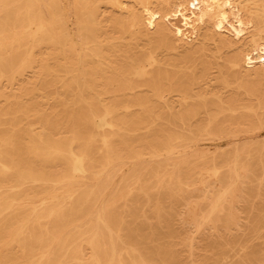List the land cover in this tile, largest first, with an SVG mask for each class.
Wrapping results in <instances>:
<instances>
[{
  "label": "bare ground",
  "instance_id": "6f19581e",
  "mask_svg": "<svg viewBox=\"0 0 264 264\" xmlns=\"http://www.w3.org/2000/svg\"><path fill=\"white\" fill-rule=\"evenodd\" d=\"M252 193L264 0H0V264H264Z\"/></svg>",
  "mask_w": 264,
  "mask_h": 264
},
{
  "label": "rangeland",
  "instance_id": "374dc122",
  "mask_svg": "<svg viewBox=\"0 0 264 264\" xmlns=\"http://www.w3.org/2000/svg\"><path fill=\"white\" fill-rule=\"evenodd\" d=\"M257 165V164H256ZM257 174L259 175V171L257 169ZM257 181H253V185L254 186H257ZM256 189V188H255ZM254 192V190H253ZM253 194L252 193V198L250 200V202L252 203V205H244V208H242V211H241V215L243 217L242 219V223H250L251 226H254V225H264V204L261 205L260 203H255V198L253 197ZM251 195V194H250ZM194 200H199L200 197H195L193 198ZM255 200V201H254ZM260 208V209H259ZM258 209L259 213L262 215H258L257 219L254 220L253 217L254 215L256 214L254 212V210L256 211ZM174 231L172 232L173 236H176V238H183L185 237L186 233L187 232H193V230L189 231L187 229H185L184 227H182L181 225L178 226V224L174 225ZM223 239V240H222ZM222 239H216L215 237H212V236H207V237H203V238H200L199 241H200V244L204 247H206L205 245H213V243L217 242L215 245V248H219L218 246V242L219 243H226L228 242L229 246H236L237 244H240L242 246H248L247 247V251L250 250L251 248L253 249H256V250H259L261 249V247L263 246V242H264V237L260 238L259 240L257 241H253L252 238L249 239V230H246L245 231V235L243 236H240V237H236L232 240H229L226 235H223ZM249 239V240H248ZM180 257H183L185 256V253L184 252H178L177 253ZM241 256H242V251L238 254H236V256L234 257H231V256H228L226 257V261H232V262H238L239 261V258H240V261H241ZM239 261V263H240Z\"/></svg>",
  "mask_w": 264,
  "mask_h": 264
}]
</instances>
